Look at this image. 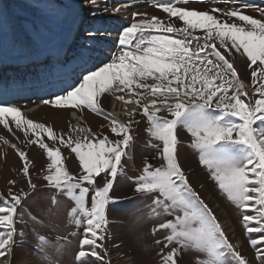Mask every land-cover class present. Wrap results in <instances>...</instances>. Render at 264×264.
I'll return each mask as SVG.
<instances>
[{
  "label": "snow or ice",
  "instance_id": "obj_1",
  "mask_svg": "<svg viewBox=\"0 0 264 264\" xmlns=\"http://www.w3.org/2000/svg\"><path fill=\"white\" fill-rule=\"evenodd\" d=\"M88 2L96 4V0ZM189 2L193 0H155L154 6L168 14L167 22L133 13L130 25L119 31L118 53L108 62L81 68L78 82L43 101L57 109L81 113L87 109L102 115L116 139L79 123L75 127L69 124L67 134H57L52 126L29 119L20 107L0 102V125L11 131L10 122H14L24 132L27 145L35 144L44 151L48 162L40 170L43 188L54 190L41 191L30 173L32 161L27 153L11 144L23 162L21 173L27 190L13 191L10 187L7 196L0 193V264H11L9 258L20 246L18 240L26 241V215L37 227L57 230L54 221L59 217L60 195L73 205L67 211V222L77 230L71 235L79 237L74 264H110L105 262L104 245L109 225L107 206L115 202L111 190L124 172L123 158L135 139L132 130L138 123V112L148 123V144L157 149L163 162L159 166L143 163L133 178L134 192L141 197L153 196L151 215L171 217L151 229L153 235L166 233L154 240L157 246L163 245L158 252L159 264H179L188 250L201 254L194 258L195 264H250L189 182L178 157L181 128L190 134V147L198 153L199 163L238 210L245 232L259 234L249 244L256 250L259 264H264V7L248 0H239L240 7L227 9L177 6ZM248 8L258 11L260 18L246 14ZM113 11H121V7ZM86 38L103 37L96 29L87 32ZM235 54L250 62L251 97L229 59ZM105 94L125 105V120L104 110L101 98ZM0 141L9 144L2 136ZM57 145L75 154L78 174L68 170L67 158ZM98 179L102 185L97 184ZM9 184L14 186L16 181ZM31 198L42 202L39 217L24 207ZM34 239V249L45 257L51 247L62 250L60 241L71 243L66 235L53 241L39 232L34 233Z\"/></svg>",
  "mask_w": 264,
  "mask_h": 264
},
{
  "label": "rangeland",
  "instance_id": "obj_2",
  "mask_svg": "<svg viewBox=\"0 0 264 264\" xmlns=\"http://www.w3.org/2000/svg\"><path fill=\"white\" fill-rule=\"evenodd\" d=\"M248 3L264 7V0H248ZM154 5L155 0H150L149 3L134 5L129 12L125 10L115 12L113 10L120 7L117 0H96L95 6L88 0H0V74H2L0 100H3L0 102L11 99L10 104L21 109L25 108L23 114L29 119L52 126L57 134L61 132L67 134L69 124L73 127L77 125L76 120L71 118V111L74 109H57L50 104H44L32 112H25V110L34 105H40L37 104L40 99L49 100L53 94L66 88L67 82H71L73 77L80 75L81 68H92L93 65L108 62L112 58L110 51L117 42L119 31L124 26H129L126 17L133 21V13H145L148 17L157 16L167 22L168 14ZM177 6L208 10L213 6L227 9L238 7L240 4L239 0L235 3L232 0L227 2L226 0L221 2L205 0L201 3L193 0V2L180 3ZM69 10L72 11L71 15ZM126 13L130 14L126 15ZM246 14L260 18L259 12L253 8H248ZM139 18V16L136 17V19ZM81 20L84 21L83 24ZM175 23L177 27L180 26L178 20ZM90 24L92 27H89ZM96 29H99L102 39L86 38L87 32H94ZM221 51L224 50L221 49ZM58 59L62 60L58 61ZM229 59L233 61L240 79L246 85L245 90L251 97L254 89L251 86L252 69L247 67L250 62L239 54ZM76 64L79 69L75 68ZM34 67L37 70L31 72L30 69H35ZM75 72L78 75H75ZM72 83L73 81L70 84ZM23 98H26L24 103L20 102ZM101 103L106 112L110 113L116 109L119 112L116 116L121 120L126 119L123 115L125 105L115 100L112 95L105 94L101 98ZM128 107H134V105ZM77 112L85 119V122L80 123L81 126L91 127V130L97 134H108L111 139H116L109 131V121L102 115L87 109L83 113ZM112 115L115 116V114ZM135 120L138 122L133 125L132 130L135 139L128 149V157L123 158L124 172L118 176L111 190V196L115 198V202L107 206L109 225L108 236L104 241L107 254L103 252L101 254L105 255V262L110 261V264H159L158 252L163 245L157 246L154 240L161 239L166 233L158 232L153 235L151 229L162 222V219L171 218L169 216L158 218L151 215L153 196L141 197L134 192L133 178L139 174L143 163L147 161L153 166H159L163 162L157 155V149L148 144L150 137L145 131L148 127L146 118L138 112ZM257 125L259 126V122ZM10 128L11 131H8L0 125V136L9 141V144L0 141V193L7 196L10 187L13 191L21 188L27 190L26 178L21 173L23 162L11 144H15L27 153L29 160L32 161L30 173L41 191H54L43 188L45 181L42 179L43 173L40 170L48 162L44 151L35 144L27 145L24 132L17 129L14 122H10ZM43 135L45 141L51 144L47 135ZM178 136L179 161L193 189L209 206L224 227L230 241L238 247L250 264H259L256 250L249 244L250 239L258 238L259 234L245 232L238 210L218 189L207 168L199 163L198 153L190 147V134L181 128ZM152 143L156 141L153 140ZM57 146L67 158L65 163L68 170L78 174L80 169L75 154L62 145ZM13 180L16 181L14 186L9 184V181ZM102 182V179L97 180L98 185H102ZM58 198L61 201L59 217L54 221L58 225L57 230L37 227L26 215L25 221L29 225V228L25 229L26 241L18 240L20 246L13 250L11 264H49V261L52 264H74L79 237L71 235L77 230L67 222V211L73 205L72 201L63 195ZM34 200L35 198H31L26 201L24 207L31 215L39 217L38 209L42 206V202L39 200L33 202ZM41 219H44L45 224L49 223L47 218L41 217ZM17 227L19 229L21 225L18 224ZM35 232L44 234L53 241L66 235L71 243L64 244L60 241L63 245L62 250L58 251L55 247H51L46 250L45 257L34 249ZM199 255L201 254L188 250L183 253L179 264H195L194 258Z\"/></svg>",
  "mask_w": 264,
  "mask_h": 264
},
{
  "label": "bare ground",
  "instance_id": "obj_3",
  "mask_svg": "<svg viewBox=\"0 0 264 264\" xmlns=\"http://www.w3.org/2000/svg\"><path fill=\"white\" fill-rule=\"evenodd\" d=\"M129 4V3H128ZM43 101H45V100H42V102L40 103V105H34L33 107H31V108H28V109H26L25 110V112H32V111H35L36 109H39L42 105H44L45 103H43ZM24 112V113H25ZM111 114H117V113H119L118 111H116V109L115 110H113L112 112H110ZM71 118L72 119H74V120H76V124H80L81 122L83 123V122H85V119H84V117L81 115V114H79L77 111H74V110H72L71 111ZM87 125V124H86ZM76 126V125H75ZM86 127H88V126H86ZM10 260H11V257L9 258Z\"/></svg>",
  "mask_w": 264,
  "mask_h": 264
}]
</instances>
